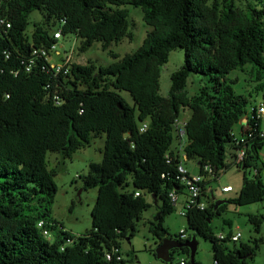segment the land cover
Returning a JSON list of instances; mask_svg holds the SVG:
<instances>
[{"label":"trees","instance_id":"1","mask_svg":"<svg viewBox=\"0 0 264 264\" xmlns=\"http://www.w3.org/2000/svg\"><path fill=\"white\" fill-rule=\"evenodd\" d=\"M209 1L0 0V11L11 24L0 32V264H126L121 241L135 236L137 222L154 198L162 212L149 232L159 243L172 238L164 222L176 209L169 192L181 194L184 189L172 148L174 123L183 109L191 111L187 161L198 162L201 173L210 167L215 177L231 167L243 174L238 196L220 207L211 199L214 193H206L217 180L204 183L207 207L187 212L188 227L210 241L214 264L254 260L262 238L229 248L211 223L229 205L264 202L261 121L250 114L241 126L250 96L237 94V79L230 78L249 66L255 90L264 93V2L259 9L244 11L233 0L220 5ZM127 4L142 10L151 30L135 52L120 58L109 51L115 61L107 67L73 63L67 75H56L45 57L33 54L56 42L51 31L57 26L63 36L80 40L81 53L95 43L107 50L131 37L129 12L122 8ZM35 11L44 14V22L35 24L28 37L25 31ZM178 49L184 52V64L171 74L169 93L163 96L161 71ZM192 76L205 83L189 97ZM120 92H127L133 105ZM142 124L147 125L143 131ZM237 125L243 138L238 144L231 134ZM104 134L102 160L90 163L82 176L84 191L97 189L92 228L75 236L51 218L57 171L49 169L47 153L71 160ZM238 149L245 157L235 166L228 158ZM249 221L259 233L262 218L250 215ZM45 229L52 241L43 236ZM177 252L190 253L187 247Z\"/></svg>","mask_w":264,"mask_h":264},{"label":"rangeland","instance_id":"2","mask_svg":"<svg viewBox=\"0 0 264 264\" xmlns=\"http://www.w3.org/2000/svg\"><path fill=\"white\" fill-rule=\"evenodd\" d=\"M214 1L218 2L219 5L224 2V0H210L209 4H212ZM261 1L233 0V3L237 9L246 11L248 7H257L258 9L262 7L264 0ZM122 8H125L129 12V33L131 37L125 38L117 44H112L107 50H103L101 43H95L86 53L79 51L81 44L79 39L76 40L74 36L63 37L59 40L58 49L51 55L49 62L51 64L59 63L64 52L73 48L74 41L77 44L74 50L73 63L79 65L93 63L97 67H107L115 61L109 55V51L118 54L120 58L135 52L142 45L143 40L151 29L145 24L140 8H134L128 4ZM42 22H44V14L41 11L33 12L29 17V25L25 34L30 37L33 32V26L35 24H42ZM57 53H60L61 56H58ZM183 64L184 52L182 50L178 49L170 53L169 61L163 66L161 71L160 93L163 96H167L169 93L171 74L176 72ZM249 71L250 67L247 66L243 71H235L230 75V78L237 79V83L233 86L235 92L250 96L249 100L251 104L248 105V108L252 104H258L263 99L264 94L255 90V84L249 77ZM204 83L205 80L201 78L196 76L190 77L187 85L188 96L192 97L198 94ZM120 94L130 105H133V101L127 92H120ZM190 115L191 111L189 109H183L180 113L179 121L187 120ZM261 128L264 131V120L261 122ZM105 139V134L94 138L89 147L77 151L71 160H64L58 153H47L49 169L57 171V176L55 177L57 194L51 207V218L61 222L65 230L75 236L83 234L92 228L91 212L96 202L97 189L84 191L82 189V176L87 174L90 163H98L102 160ZM172 147H175V141ZM259 156L263 164L262 180L264 182V147L260 150ZM187 168L192 174L198 173V167L191 161L187 163ZM130 180L131 178H129ZM242 183V172L238 171L235 167H231L225 172L220 173L218 180L212 182L211 189L216 200H229L238 196ZM227 185L231 186L233 190L229 193H223L222 187ZM131 189L132 185L129 187V190ZM148 200L151 201V197L148 196ZM180 207V204L176 205L175 212L165 218L164 227L168 229L169 235L172 238H175L181 230H184L187 236H195L198 241L196 262L200 264H214L212 244L189 229L187 218L180 215ZM156 214L157 207L152 204V207L144 211L140 221L137 222L135 236L129 241L127 239L121 241V249L124 258L127 260L126 264H179L182 260L189 263V256L181 252L173 253L172 262L170 263H165L156 258L155 249L159 241L149 232L150 223L154 222ZM250 215L262 218L259 233L255 232L254 225L249 221ZM225 221L229 222L230 225ZM211 227L216 235L220 233L227 234L229 232L242 234L239 243H226L229 248H238L240 243L252 244L255 239L262 238L264 240V202L240 207L229 205L221 216L213 219ZM249 264H264V243L260 244L256 257Z\"/></svg>","mask_w":264,"mask_h":264},{"label":"built area","instance_id":"3","mask_svg":"<svg viewBox=\"0 0 264 264\" xmlns=\"http://www.w3.org/2000/svg\"><path fill=\"white\" fill-rule=\"evenodd\" d=\"M10 28H11V24L8 22L7 18L4 15H2L0 11V32L4 30H8ZM52 31H51V35L53 39H55L56 42L53 43L48 48H41V49L35 50L33 54H40L43 57H45L47 62L50 65V68L55 72L56 75L61 74V73L64 75H67L70 70V65L73 64L74 50L76 48L77 42L74 41L73 48L69 51H65L63 56H61L60 53H57L58 56H61L60 62L56 64H51L49 62V58L58 49L59 40L65 37L62 35L61 29L58 26L53 28ZM69 36H72V35H69ZM250 114H255L256 120H260L261 122L262 120H264V95H263V99L258 104H256L254 107L251 105L250 108H248V116L245 117L246 122H247L246 118H250ZM186 125H187V120L179 121V119H177L174 123V128H173L174 141L176 144V148L175 149L173 148V152L175 156L174 158L179 161L177 165V171L179 174L177 180L184 187V189L181 194H178L176 192V189H173L169 192V198L171 202L175 206L178 204L181 205L180 215L183 217H185L187 212L193 208L203 211L207 207V201L205 198H203V195H202L203 189H204L203 184L206 182H212L215 179L218 180L219 178V177H215L210 167H205L202 173L199 172L196 174H192L187 169L186 162L188 161L185 155V146L187 144ZM146 127H147L146 124H142L141 131L145 130ZM231 134L232 136L235 137L237 144L239 142H243V138L239 137V134H237L234 130L231 131ZM261 137L264 138V131L262 130H261ZM244 157H245L244 150L238 149L235 152L234 156H231L228 158V163L238 166L243 161ZM166 159H167V162H170L172 160V158L169 155L166 156ZM206 189H207V192H206L207 194L213 193V191H210V187H207ZM232 190H233L232 187L229 185L222 187L223 193H229ZM135 195L139 196L140 192L136 191ZM180 199H182L181 202H180ZM39 226L40 227L43 226V221L39 223ZM43 236L47 240H50V241L53 240V236L51 232L46 229L43 230ZM178 236L180 239H178L177 237L173 239L182 242V239L184 240L187 238V235L184 230H181L178 233ZM241 237H242L241 233L234 234L232 232L231 234L229 232L227 234L220 233L219 235H217V238L219 240L221 241L227 240L228 242H231L233 244L239 243L241 241ZM114 252L117 253L118 250L116 249ZM107 258L110 259L111 255L108 254ZM122 258H123L122 256L117 257L118 260H121ZM179 264H188V262L185 260H182Z\"/></svg>","mask_w":264,"mask_h":264},{"label":"water","instance_id":"4","mask_svg":"<svg viewBox=\"0 0 264 264\" xmlns=\"http://www.w3.org/2000/svg\"><path fill=\"white\" fill-rule=\"evenodd\" d=\"M211 199L215 201V205L217 207H220L221 205L227 202L226 200H216L215 196H212ZM153 205L157 207V214L154 217V220H155L156 217L159 216L162 211H161V207L158 201L155 198H154ZM184 247H187L190 251L189 253L190 264H196V253H197V248H198V241L195 236H192L190 239L184 242L177 241L170 237L164 238L161 240L160 243H158V246L155 249V255L157 259L165 263H170L172 262L173 251H177Z\"/></svg>","mask_w":264,"mask_h":264},{"label":"crops","instance_id":"5","mask_svg":"<svg viewBox=\"0 0 264 264\" xmlns=\"http://www.w3.org/2000/svg\"><path fill=\"white\" fill-rule=\"evenodd\" d=\"M256 105V104H255ZM254 104H252V106L254 107L255 106ZM250 110V109H249ZM189 119V118H188ZM187 119V120H188ZM242 124H246V120L245 119H243L242 120V122H241V126H242ZM242 128V127H241ZM240 130V125H237L236 127H235V129H234V131L236 132V133H238V131ZM261 130H262V128H261ZM263 131V130H262ZM173 148V147H172ZM176 148V144H175V147H174V149ZM190 161H188V162H186V167H187V163H189ZM196 167H198V173L200 172V169H199V163L198 162H196V161H191ZM188 169V168H187ZM189 170V169H188ZM210 191H213L212 189H211V185H210ZM159 203V202H158ZM160 204V203H159ZM121 251H122V249H121ZM123 252V251H122Z\"/></svg>","mask_w":264,"mask_h":264},{"label":"flooded vegetation","instance_id":"6","mask_svg":"<svg viewBox=\"0 0 264 264\" xmlns=\"http://www.w3.org/2000/svg\"><path fill=\"white\" fill-rule=\"evenodd\" d=\"M178 251V250H177ZM177 251H174V252H177Z\"/></svg>","mask_w":264,"mask_h":264}]
</instances>
